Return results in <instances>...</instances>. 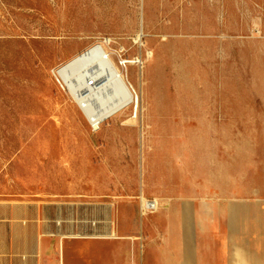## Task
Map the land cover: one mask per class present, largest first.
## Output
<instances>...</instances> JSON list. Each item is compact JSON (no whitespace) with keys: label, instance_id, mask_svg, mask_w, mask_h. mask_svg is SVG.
<instances>
[{"label":"rangeland","instance_id":"obj_1","mask_svg":"<svg viewBox=\"0 0 264 264\" xmlns=\"http://www.w3.org/2000/svg\"><path fill=\"white\" fill-rule=\"evenodd\" d=\"M107 39L121 66L143 44L154 57L144 82L130 67L137 116L94 131L54 70ZM138 138L192 183L217 170L264 187V0H0V199L85 191L138 162Z\"/></svg>","mask_w":264,"mask_h":264},{"label":"crops","instance_id":"obj_2","mask_svg":"<svg viewBox=\"0 0 264 264\" xmlns=\"http://www.w3.org/2000/svg\"><path fill=\"white\" fill-rule=\"evenodd\" d=\"M134 145L138 162L89 174L85 191L0 199V264H264V187L217 170L192 183L169 148L148 161L146 139Z\"/></svg>","mask_w":264,"mask_h":264},{"label":"bare ground","instance_id":"obj_3","mask_svg":"<svg viewBox=\"0 0 264 264\" xmlns=\"http://www.w3.org/2000/svg\"><path fill=\"white\" fill-rule=\"evenodd\" d=\"M143 35L141 32L138 40H142ZM111 42V39L96 42L54 70L60 82L74 96L94 131L116 120L131 107L134 108L133 115L136 113L137 116L135 106L139 104L140 96L130 79V67L141 68V71L138 70L139 80L144 82L142 70L154 57V52L143 44L146 55L143 57L141 53L138 54L140 57L126 59L121 66L110 48ZM143 200L145 205L148 200Z\"/></svg>","mask_w":264,"mask_h":264},{"label":"built area","instance_id":"obj_4","mask_svg":"<svg viewBox=\"0 0 264 264\" xmlns=\"http://www.w3.org/2000/svg\"><path fill=\"white\" fill-rule=\"evenodd\" d=\"M158 208V202L156 200H148L146 204H143L144 213H150L156 211Z\"/></svg>","mask_w":264,"mask_h":264}]
</instances>
